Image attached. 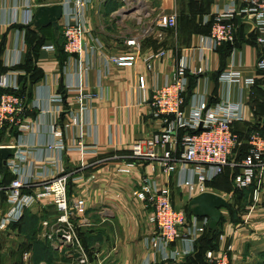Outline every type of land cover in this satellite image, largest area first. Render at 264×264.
Listing matches in <instances>:
<instances>
[{
    "label": "crops",
    "instance_id": "obj_1",
    "mask_svg": "<svg viewBox=\"0 0 264 264\" xmlns=\"http://www.w3.org/2000/svg\"><path fill=\"white\" fill-rule=\"evenodd\" d=\"M229 1L107 0L100 3L96 0L87 15L85 42L88 45L92 36L99 37L104 44L103 54L92 57L87 51L84 52V65L87 68L80 70L76 56L57 49L47 51L41 46L35 54V64L43 75L31 83L26 59L29 42L34 35L27 33L23 19L29 12V5L35 4L36 9L40 4L50 5L58 0H2L0 74L13 68L21 78L22 87V78L27 77L25 95L31 103L40 99L43 108L31 109L25 114L31 123L29 130L19 132L16 127H12L0 134V142L7 143L18 138L30 153L22 166L27 174H33L34 181L31 186L24 188V192L40 191L47 177L56 176L62 170L71 173L73 180L69 184V195L87 199L86 213L81 217L73 216V220L79 224V234L89 256L87 264H212L205 255L208 248L203 241L198 242L195 251L181 255L175 261L165 260L162 252L146 243V238L156 232V226L148 219L150 208L138 200L133 191L139 186L141 174L152 172L151 164L141 160L131 173H120L118 168L133 160L131 152L135 141L150 136L162 126L160 119L151 114L149 102L142 99L139 77L145 76L150 96L163 83L165 76L175 70L181 56L188 57L192 65L205 69L203 74L190 78L186 94L187 108L192 105L195 95H204L212 102L226 99L228 87L220 80V74L230 68H237L244 77L256 78L253 86H236L230 91L231 98L242 97L246 103L245 120L235 123L242 145L253 128L264 130V71L256 67L258 57L264 53V46L255 43L253 23L236 20V36L231 47L225 43L217 50H206L204 59H201L200 37L211 31L210 23L205 18H212ZM236 1L241 6L246 4V0ZM99 12L103 13V18L109 15L119 33L125 32V40L133 35H141L162 12L176 13L178 25L175 29L160 31L162 36H158V30L144 35L142 51L134 65H107V56L125 53L132 48L125 44V40L123 45L112 47L109 44L111 33L105 26V33L92 28L91 18ZM11 18L16 22L9 24ZM63 20L59 21V28ZM54 31L44 30L48 35L47 38L44 35V44L52 42L56 36ZM158 51H165V55L148 67L144 57ZM78 85L84 86L86 91H98L102 98L81 113L79 124L65 129L66 150H50V125L55 122L65 124L70 120L67 110L80 109L78 91L74 90ZM57 93L63 94V101H48V94ZM76 139L83 141V150L74 143ZM241 148L233 151L232 158L235 161L242 159ZM179 178L178 171L170 177L172 201L176 208L188 210L189 201L195 194L185 187H179ZM160 180L166 182L165 177H160ZM255 181L259 190L255 201L251 190L243 197L234 188L226 189L221 185L209 187L227 198L233 208L231 211L222 209L223 220L219 228L225 237L223 240L218 239L215 249L220 253L226 245L231 244L230 264H258L259 258H251L249 253H264V174ZM58 215L52 197H42L26 209L20 226H14L13 222L0 230V250H3L0 264H25L23 254H27L31 264H79L70 255L69 248H62L58 242L43 236L45 231H51ZM192 216L189 213L190 219ZM199 218L202 222L203 217ZM45 220L50 222L49 226H43ZM31 223L35 225L34 230H31ZM14 227L17 233L12 234ZM37 241H49L53 251L48 256L38 253L39 249L34 245ZM185 246L184 242L178 241L172 248L182 249ZM5 250L11 253L4 254Z\"/></svg>",
    "mask_w": 264,
    "mask_h": 264
},
{
    "label": "built area",
    "instance_id": "obj_2",
    "mask_svg": "<svg viewBox=\"0 0 264 264\" xmlns=\"http://www.w3.org/2000/svg\"><path fill=\"white\" fill-rule=\"evenodd\" d=\"M96 0H58L64 7V19L60 28L64 51L78 58L80 70L87 68L83 53L92 57L103 54L104 44L95 36L91 37V43L85 42L87 34V15ZM104 3L107 0H98ZM2 0H0L1 5ZM245 5H239L236 0H230L228 4L219 9L211 17L206 16L205 21L212 20L211 31L200 37L199 51L201 59L205 57L206 50H217L228 41L233 42L236 36V17L252 16L255 24V43L264 46V0H246ZM35 4L29 5V12L23 19V26L27 27L34 19ZM16 22L9 21V24ZM178 25L176 13H159L154 19L153 25L144 29L141 35L127 37L125 44L132 49L121 54L107 56L106 64L117 66H132L137 61L142 51V37L150 31L175 29ZM88 46V47H87ZM42 49L56 51V43H46ZM1 53V49H0ZM165 51L151 52L144 57L148 67L163 57ZM19 64H13L15 66ZM259 71H264V53L256 62ZM205 72L203 67L192 65L190 59L181 56L174 71L167 74L163 83L157 87L152 95L147 92L145 76L139 77V88L144 102H149L151 114L160 119L161 128L150 136L134 142L132 145V161L126 162L118 168L120 173H131L141 160L149 161L152 172H144L139 179V186L133 191V195L144 202L150 208L148 219L156 226V232L146 238V243L154 250L160 251L165 260L175 261L181 255H187L195 251L199 237L208 226V218L203 217L202 222L198 216L189 215L185 209L176 208L172 201L170 177L178 171L180 178L179 187H185L187 191L198 195L205 191H212L208 183L220 175L224 168L239 167L240 171L235 175L234 183L238 188L250 187L258 176L264 174V130H253L248 142V154L240 161L232 158L233 151L242 144L240 135L234 129L237 122L246 118V103L241 98L230 97L232 87L256 84L255 77H244L240 69L230 68L220 74V80L228 87L226 99L212 102L206 96L193 98L190 108H187L186 94L190 87L192 75L199 76ZM74 87V86H73ZM0 134L16 127L19 132H25L31 128L25 114L31 109H42L41 100L29 101L27 95L19 94L21 88L19 74L12 68L11 71L0 74ZM78 91L79 110L69 109L67 115L69 121L65 124L55 122L50 125L52 142L48 149L66 150L65 129L71 125L79 124L81 113L89 110L91 105L102 94L98 91L85 90L82 85L75 86ZM48 101L61 102L63 94H48ZM57 111L59 106L56 107ZM200 125L202 129L199 130ZM184 131V132H183ZM81 150L84 149L83 141L76 139L74 142ZM16 148L14 155L7 159L6 168L13 174L12 181L5 185L4 174L0 171V230H4L11 223L21 220L27 208L34 205L39 198L52 197L58 211L56 221L52 224L49 233L43 236L52 242H58L62 248H70V255L79 264H87L89 256L78 233L79 224L73 220V216L81 217L87 210V199L68 193L73 176L66 170L58 175L47 177L41 184L38 192H24V188L31 186L34 181L33 174H27L23 170V163L29 156V151L23 147L18 138L4 143L0 142V148ZM33 168V164H31ZM160 177H165L162 182ZM259 190L253 192L254 200L258 199ZM6 205V206H4ZM49 221H43V226H49ZM224 234L220 239H224ZM182 241L185 248H172L173 244ZM233 246L226 245L220 253L215 250L206 252L207 259L212 264H230V254ZM27 258V256H25Z\"/></svg>",
    "mask_w": 264,
    "mask_h": 264
},
{
    "label": "trees",
    "instance_id": "obj_3",
    "mask_svg": "<svg viewBox=\"0 0 264 264\" xmlns=\"http://www.w3.org/2000/svg\"><path fill=\"white\" fill-rule=\"evenodd\" d=\"M209 23H210V26H212V20L209 21ZM52 29L54 30V27L51 26V25L50 26H47V27H40V28H37V27H35V26L31 25V24L27 26V33L28 32H31L34 35L32 37V39H31V41L29 42V49L27 51V59H26V63H27L26 68H27V71H29L31 73L30 74V78H29L31 80V83H35L43 75L42 72L38 69V67L35 64V54L37 53L38 49L41 48V46L44 44L46 38L48 37V35L44 33V30H48V31L51 32ZM53 33H55L56 36L54 37V39L52 40V42L56 43L57 50L64 51V48H63V40H62V36H61V28H59V31L58 32H55L54 31ZM41 35H42V37H41ZM44 35L46 36V38H44L45 37ZM27 80H28L27 77H23L22 78L23 87H22V84H21V88L22 89L20 90V93H19L21 95H23V94L26 93L25 91L28 88ZM20 81H21V78H20ZM2 92H3V90L0 89V94ZM234 129H235V125H234ZM255 129H260V128H253L250 131V133L253 130H255ZM235 131H237V130L235 129ZM250 133H249V135H250ZM1 134H3V133H1ZM249 135L246 138L247 140L249 138ZM240 139L242 141L241 136H240ZM247 140H246V142L243 145L241 144V145L238 146V147L242 146L241 151L243 149L241 158L245 157L248 154L249 146H248ZM230 169H232L230 166L229 167L228 166L225 167L224 170H223V172L220 175H218L213 181H211V182L208 183V186L209 187L210 186L211 187H216L218 184H215V182L218 181V180H220L224 175L226 177H225L223 183L224 184L225 183H229V176H231V175H226V174L229 173L228 170H230ZM233 169L235 170L234 171L235 173L233 174V177H231V178H232V180L234 182L235 175H237L240 170H239V167H233ZM0 171H2L3 174H4V181H3V183L5 185H8L12 181V179L14 177L13 174L6 168V166L0 167ZM255 182L256 181H254V183L250 187H248V188H238V187H236V189L235 188L234 189H235V191L239 192V196H242V195H243V197L244 196H247V194H248V192L250 190H251L252 195H253V192H254V190L256 188ZM226 185H228V184H226ZM221 187H225V185H223ZM185 210L187 211V213L189 215L188 210L187 209H185ZM228 210H230V211L233 210L232 206ZM24 215H25V213H24ZM222 220H223V217H222ZM222 220H221L220 224L222 223ZM23 221H24V218H22L21 221L19 220V221L13 223V224H14V226H17V225L20 226L23 223ZM33 224H34V222H33ZM33 224L32 223L30 224L31 225V230L32 229L34 230V227H35V225H33ZM78 233H79V229H78ZM221 234L222 233L220 231L219 226H218V229H216V230H211L207 226L205 232L199 237V239L197 241V244H198V242L203 241L205 243L204 246L208 248V249H206V252L208 250H215L217 248V245H218L217 241L220 238V235ZM80 238H81V236H80ZM81 241L83 243L82 238H81ZM0 244H1V239H0ZM197 244H196V248H197ZM34 245H35L36 248H38L40 250V251L38 250V253H44V256H48L49 253H51L53 251V247H52V245L50 244L49 241H46V242H38L37 241ZM83 245H84V243H83ZM84 247H85V245H84ZM70 250H72V249H70ZM206 252H205V255H206ZM45 259H47V257ZM259 264H264V261H262Z\"/></svg>",
    "mask_w": 264,
    "mask_h": 264
},
{
    "label": "water",
    "instance_id": "obj_4",
    "mask_svg": "<svg viewBox=\"0 0 264 264\" xmlns=\"http://www.w3.org/2000/svg\"><path fill=\"white\" fill-rule=\"evenodd\" d=\"M64 12V7L60 3L54 4H40L35 9L34 19L31 25L40 28L53 26L55 31H59V21L61 20ZM236 20L238 22L249 21L253 23V30L255 24L252 20V16H240L237 15ZM228 46L231 47L232 42H227ZM202 129L200 125L199 130ZM16 148L2 147L0 148V167L6 166L7 159L14 155ZM231 207L230 202L227 198L219 193L212 191H205L198 195H195L188 204V210L190 214L198 217L208 218V227L211 230L218 229V226L222 220L223 213L222 209Z\"/></svg>",
    "mask_w": 264,
    "mask_h": 264
},
{
    "label": "rangeland",
    "instance_id": "obj_5",
    "mask_svg": "<svg viewBox=\"0 0 264 264\" xmlns=\"http://www.w3.org/2000/svg\"><path fill=\"white\" fill-rule=\"evenodd\" d=\"M102 14H103L102 12H99V13H95L93 15V17L91 18V21L93 22L92 23V28H96L95 30H97L99 33H102V32L105 33L104 32V30H105L104 29V26H105V28H107L109 30V32L111 33V35H109V39H110V43L109 44L112 47H118L121 44L123 45V42L125 40V32L124 33H119V31L116 30V28L112 24V21L108 17L109 15L106 18H103L102 17L103 16ZM228 171H229V173H227L226 175H231V176H229V183H225V184L223 183V181H224V179L226 177L224 175L220 180L216 181L215 184H218V185H221V186L225 185V188L226 189H229V188H235L236 189L237 186L235 185V183L233 182V180L231 178V177H233V174L235 173L234 172L235 170L234 169H230ZM226 184H228V185H226ZM12 230H13L12 231V234L17 233V228L16 227L12 228ZM0 249H1V247H0ZM1 251H3V250H0V253H1ZM9 253H11L9 250H5V253L4 254H7L8 255ZM1 254L3 255V253H1ZM249 254H250V257L251 258L252 257H254L255 259L259 258L258 264L261 263L262 261H264V253H249ZM25 256H27V254H25ZM25 256L23 254V257H24V260L23 261H25V264L26 263L27 264H31L29 257L26 258ZM4 260H7V259H4Z\"/></svg>",
    "mask_w": 264,
    "mask_h": 264
}]
</instances>
